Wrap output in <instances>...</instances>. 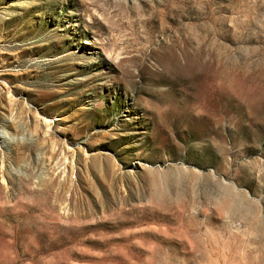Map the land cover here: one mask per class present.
Masks as SVG:
<instances>
[{"label": "rangeland", "instance_id": "obj_1", "mask_svg": "<svg viewBox=\"0 0 264 264\" xmlns=\"http://www.w3.org/2000/svg\"><path fill=\"white\" fill-rule=\"evenodd\" d=\"M0 264H264V0H0Z\"/></svg>", "mask_w": 264, "mask_h": 264}]
</instances>
